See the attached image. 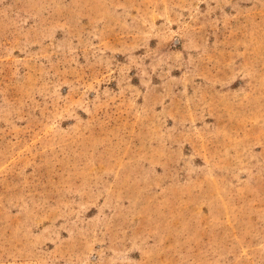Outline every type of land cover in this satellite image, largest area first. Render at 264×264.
Listing matches in <instances>:
<instances>
[{
    "label": "rangeland",
    "instance_id": "1",
    "mask_svg": "<svg viewBox=\"0 0 264 264\" xmlns=\"http://www.w3.org/2000/svg\"><path fill=\"white\" fill-rule=\"evenodd\" d=\"M0 264H264V0H0Z\"/></svg>",
    "mask_w": 264,
    "mask_h": 264
}]
</instances>
